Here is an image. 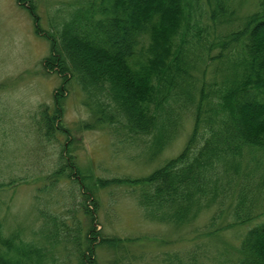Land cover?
<instances>
[{"label":"trees","instance_id":"trees-1","mask_svg":"<svg viewBox=\"0 0 264 264\" xmlns=\"http://www.w3.org/2000/svg\"><path fill=\"white\" fill-rule=\"evenodd\" d=\"M16 1L36 20V33L49 42L43 70L62 79L52 110L47 105L39 109L48 139L56 138V132L69 133L61 120V98L70 82L82 91L97 124L154 134L152 143L158 146L177 128L184 110L193 113L192 131L177 157L144 176L97 178L96 186L131 184L147 217L174 226L193 221L217 201H236L232 213L220 208L212 216L206 236L264 215L252 202L264 180L254 182L253 168L242 170L246 151H264V0L215 41L209 39L208 24L201 31L192 22L201 10L199 0H85L72 4L47 29L39 24L37 0ZM207 3L209 21L232 23L228 0ZM213 47L218 53H210ZM199 63L205 67L203 77L195 74ZM210 66L216 75L207 81ZM93 125L84 123L85 128ZM61 157L62 164L47 178L54 184L72 177L79 182L81 208L88 217L85 230L80 226L62 238L59 229L65 224L51 215L45 217L52 227L42 229L40 239L25 240L17 230L3 235L0 228V264H63L58 255L62 242H71L75 264H96L99 245L116 252L123 241H133L97 230L87 205L91 199L96 206L97 200L83 181L92 175L80 174L66 149ZM252 161L259 162L254 156ZM11 184L0 182V188ZM236 251L231 264H264V221L246 229ZM130 253L125 248V255ZM163 259L167 264H203L193 250L186 260L177 252Z\"/></svg>","mask_w":264,"mask_h":264},{"label":"rangeland","instance_id":"rangeland-1","mask_svg":"<svg viewBox=\"0 0 264 264\" xmlns=\"http://www.w3.org/2000/svg\"><path fill=\"white\" fill-rule=\"evenodd\" d=\"M84 1L37 0L40 26L47 29L58 22L59 15H64L72 4L77 6ZM258 1L228 0L234 14L232 23L214 25L207 19V0H199L201 10L192 22L197 21L201 31L207 29L205 24H208L209 39L215 41L252 13ZM35 25L33 16L16 0H0V182L13 183L0 188L3 235L17 230L25 240L40 239L41 230L52 227L47 215L55 217L59 223L64 222L59 229L62 238L66 234L71 237L80 226L85 230L88 217L81 208L79 182L72 177L59 179L54 184L47 178L62 164L61 155L66 149L73 155L80 174L92 175L83 181L94 191L97 200L96 206L91 199L87 201L96 216L97 230L106 237L133 240L123 241L122 249L116 252L107 245H99L96 264H167L163 259L166 254L177 252L186 260L192 250L203 264H231L238 254L240 237L248 227L263 222L264 215L206 236L203 233L212 223V216L217 215L220 208L232 213L236 201H217L203 209L193 221L174 226L147 217L139 203L138 189L131 184L96 186L97 178L144 176L177 157L194 125L191 110L181 113L177 128L158 146L152 143L154 134H134L114 125L97 124L85 105L82 91L76 83L70 82L61 98V120L69 133L56 132V138L48 139L44 136L39 109L47 105L52 110L53 101L60 96L57 89L62 79L43 70L42 61L49 55V42L36 33ZM218 51V47H213L210 53ZM213 67L205 73L207 81L216 75ZM203 69L205 67L199 63L195 74L203 77ZM84 123L94 125L85 128ZM167 135L169 131L164 137ZM250 153H244L242 170L253 168L254 182H259V177L264 180V151ZM252 156L259 162L252 161ZM263 188L252 201L254 209L264 210ZM125 248L130 255H125ZM58 255L63 264H75L71 242H62Z\"/></svg>","mask_w":264,"mask_h":264}]
</instances>
